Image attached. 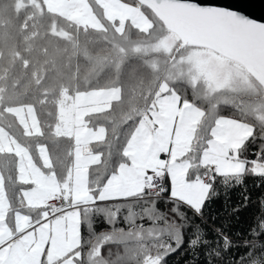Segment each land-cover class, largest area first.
I'll list each match as a JSON object with an SVG mask.
<instances>
[{
    "label": "trees",
    "instance_id": "1",
    "mask_svg": "<svg viewBox=\"0 0 264 264\" xmlns=\"http://www.w3.org/2000/svg\"><path fill=\"white\" fill-rule=\"evenodd\" d=\"M3 4L8 5V8ZM11 4L12 0H0V86L8 92L6 95L2 94L1 103L3 109L10 105H18L20 102L36 104L43 135L22 134L12 115L5 111L2 112L3 120L6 125L11 124L13 135L29 148L35 158H37L36 146L40 143L46 144L50 169L59 183L67 180L72 165L73 150L72 134L60 131L57 127V113L62 94L73 95L77 91L112 86L122 90L120 93L122 99L113 101L110 112L98 111L89 113L85 117L89 125L101 124L106 131L103 140L93 141L90 144L93 150L101 154L100 160L87 168L89 189L96 194L108 176L127 159L124 149L134 125L148 112L155 98L154 93L159 91L155 78L164 75L162 71L164 60L168 59L170 64L171 58L168 57L167 52L153 54L151 48H148V54L145 55L142 45H151L155 38H161L165 29L157 25L155 29L141 35L135 26L126 22L123 32L117 33L113 25L105 20L106 27L98 30L71 22L44 8L40 15H36L31 7L15 11ZM142 5L147 11V6ZM96 8L99 9L98 6ZM10 20L11 26L16 27L18 33V37L12 39V51L19 52L18 57L8 53L4 27ZM52 22L65 26L72 33L73 38L64 39L51 32ZM137 47L140 48L139 52L135 51ZM181 47L178 45L175 50L179 51ZM38 80L43 81L39 86ZM162 82L161 79L160 83ZM199 87L203 88V84L200 83ZM43 89H47L50 95L49 104L42 108L37 100L39 92ZM177 89L182 92L180 85H177ZM222 93L227 92H218L217 97ZM245 100L247 101V97ZM53 101L58 103L53 104ZM220 111L228 117L233 114L231 108L227 107H222ZM4 113L8 117H5ZM239 118L237 114V119ZM248 122H256L251 113L248 114ZM52 142H55V148ZM203 143L201 141L197 145L193 142V151H186L185 156L191 163L189 171L191 175L196 164L199 163L197 157L200 156ZM262 149L264 144L259 140L249 141L240 158L246 159L249 166L251 161H264L260 156ZM0 160L7 164L6 167L0 168V173L9 204L7 219L11 221L15 210L20 208L19 193L23 184L17 178L16 156L11 152L0 151ZM213 190L216 195L206 202L202 218L208 235L214 237L223 227L233 241L241 242L249 239V229L264 218V178L249 172L244 174L243 183L239 185H225L217 178ZM127 197L131 199L96 201L79 207L80 244L79 256L75 258L77 264H113V260L108 259L107 252H102V246L109 244L110 240L102 244L99 252L100 260L97 263H91L86 258V252L95 238L109 231L97 219V212H103L108 223H112L115 213L120 212L121 209H127L132 216L140 215L137 210L144 207L147 197L143 192ZM161 199L162 202L157 207L165 211L176 203L175 200L165 203L162 197ZM152 222L157 223L155 220H141L139 216L136 219L137 225L140 226ZM114 232L120 231L117 229ZM200 234L204 235L203 232ZM119 241L122 242L119 245L122 255L113 258L115 264H139L143 260L146 253L145 247L142 246L147 242ZM252 243L257 242L253 239ZM110 246L113 250L117 247L115 244ZM244 251L243 247L237 249L234 245L233 250L224 257L206 258L204 252L196 256L185 244L184 247L168 255L164 264H232L233 258H237Z\"/></svg>",
    "mask_w": 264,
    "mask_h": 264
},
{
    "label": "snow or ice",
    "instance_id": "2",
    "mask_svg": "<svg viewBox=\"0 0 264 264\" xmlns=\"http://www.w3.org/2000/svg\"><path fill=\"white\" fill-rule=\"evenodd\" d=\"M130 12L136 15L126 14L123 19L131 20L141 35L155 29L157 25L166 29V37H157L148 46L153 54L167 52L170 56L171 50L181 43L195 50L194 55L181 58L179 64L175 59H172L171 64L168 59L164 60V75L155 78L159 91L154 93L151 107L154 109L152 117L172 119L173 130L178 137H185L189 151H193V142L197 145L201 141L204 143L191 180L185 173L184 179L177 182L170 172H164L161 178L164 185L170 187L161 185L155 193V199L147 188L143 189L147 201L140 208L138 216L141 220L159 222L160 228L138 226V216L130 215L127 209L116 212L112 223L107 222L103 212L96 213L97 219L110 232L118 229L121 233L128 232L131 235L132 226L135 225L137 239H143L147 234L152 245L141 264H164L168 255L185 244L190 252L196 256L204 252L206 258L224 257L233 250L234 245L237 249L243 247L245 251L233 258L232 264H264V239H261L264 237V218L252 225L249 229L250 238L241 242L233 241L223 227L214 237H210L202 220L206 202L216 195L213 189L217 178L225 185L242 184L244 174L249 172L264 178V162L251 161L249 166L246 159L240 158L247 142L259 140L264 144V103L251 110L256 122L249 123L245 98L234 88L227 89L230 94L217 97V93L225 89L206 76L209 71L222 73L229 70L239 58L259 60L264 64V22H255L235 11L200 4L196 0H150L147 11L143 5L137 9L134 3ZM148 47L145 48V55L148 54ZM135 51L139 52L140 48L137 47ZM161 79L164 83H160ZM201 80L204 82L203 88L199 87ZM42 83V80L37 81L38 86ZM177 85L182 87V92L177 89ZM121 91L119 87H106L91 95L96 97L94 102L100 106V112H110L113 101L122 99ZM49 95L47 89L39 92L37 103L42 108L49 104ZM56 103L53 101V104ZM222 107L231 108L232 116L221 114ZM3 111L0 103V112ZM6 111L12 114L14 121L19 122L16 126L22 134L28 135L35 130L37 134L43 135L36 104L20 102L19 107H9ZM176 121L180 122V129L176 128ZM159 122L163 124V120ZM11 127L0 116V138L14 139ZM11 143L12 140H9V146ZM52 146L55 148V142H52ZM260 156L264 159V149ZM6 166V162L0 160V168ZM161 197L165 203L172 200L176 203L167 211L159 209L157 205L162 202ZM101 199H104L103 196ZM111 199L127 200L131 197ZM202 232L204 235L200 234ZM253 239L257 243H252ZM109 240V244L102 246V252H107L108 259L115 264L113 258L122 255L119 247L122 242L111 237ZM111 244L117 245L115 250Z\"/></svg>",
    "mask_w": 264,
    "mask_h": 264
},
{
    "label": "rangeland",
    "instance_id": "3",
    "mask_svg": "<svg viewBox=\"0 0 264 264\" xmlns=\"http://www.w3.org/2000/svg\"><path fill=\"white\" fill-rule=\"evenodd\" d=\"M134 3L137 9L141 8L142 4L138 0H12L11 5L15 11L31 7L36 15H40L44 8L71 22L98 30L106 27L104 22L107 20L117 33H122L126 22L133 25L131 20H125L123 16L136 15L130 12ZM6 6L8 8V5ZM10 23L11 20L5 23L6 27H4L8 53L18 57L19 52L12 51V39L18 37V33L16 27L13 28ZM50 31L64 39L73 38L72 33L61 24L56 25L52 22ZM166 35L165 29L161 39ZM178 45L171 50V55H168L171 58L170 64L172 59L179 64L181 58L195 54V50L187 46H182L179 51L175 50ZM142 47L145 49L148 46L142 45ZM206 76L218 82L226 92L228 88H234L239 95L247 97L246 107L252 115L254 113L251 110L264 103V88L238 62L227 71L222 73L209 71ZM200 83L204 87L203 80ZM0 89H2L0 96L8 94L4 87L0 86ZM99 89L104 88L77 91L73 95L62 94L59 101L57 113L59 130L71 133L73 138L72 165L68 182L66 180L59 183L51 171L50 157L45 143L36 146L37 158H35L29 148L16 136L13 135L14 139L9 137L7 140L0 138V151L11 152L16 156L17 178L23 184L19 193L20 208L15 210L13 222L9 224L5 219L8 203L0 175V264H77L75 258L79 256L80 244L79 206H76L70 214L61 212L44 219L46 208L43 203L49 197L63 196L71 203L81 205L99 200L102 196L105 199L140 194L143 192V179L150 173L170 172L177 182L182 181L187 173V178L192 179L193 172L192 175L189 172L190 159L185 156L188 149L185 137L176 135L172 119L152 117L154 109L150 108L148 116L141 117L134 125L124 149L127 159L118 165L116 172L110 174L99 191L93 194L88 186L86 166L97 162L100 154L93 150L90 144L93 141L103 140L106 131L101 124L89 125L85 116L87 111H98L100 106L94 102L96 97L91 93ZM226 94L230 93H222L220 96ZM19 105L7 106L4 111L7 112L9 107L16 108ZM4 116L8 117L5 113ZM149 117L152 119L150 120ZM160 120H163V124L159 122ZM175 123L176 128L180 129V122ZM30 134L37 133L33 130ZM9 140H12L11 146ZM116 190H120L119 193H114ZM139 211L137 210L138 213ZM143 227L160 228L161 224L152 222ZM131 231V235L128 232H103L92 241L86 252V258L91 263H97L100 260V248L110 237L125 241H145L146 253L151 248L152 241L147 238L146 233L143 239H137L136 226Z\"/></svg>",
    "mask_w": 264,
    "mask_h": 264
},
{
    "label": "water",
    "instance_id": "4",
    "mask_svg": "<svg viewBox=\"0 0 264 264\" xmlns=\"http://www.w3.org/2000/svg\"><path fill=\"white\" fill-rule=\"evenodd\" d=\"M138 1L145 6L150 2V0ZM196 2L235 11L255 22H264V0H196ZM183 45L187 44L181 43V46ZM237 62L264 88V64L259 60L254 61L247 58H239Z\"/></svg>",
    "mask_w": 264,
    "mask_h": 264
},
{
    "label": "built area",
    "instance_id": "5",
    "mask_svg": "<svg viewBox=\"0 0 264 264\" xmlns=\"http://www.w3.org/2000/svg\"><path fill=\"white\" fill-rule=\"evenodd\" d=\"M162 173L163 172L150 173L143 179V189L147 188L152 197H155L156 191L160 188L161 185H164V181L161 178ZM164 186L170 187V185ZM43 204L44 208H46V212L43 217L44 219L51 218L61 212L69 213L73 208L76 207L74 203H71L63 196L49 197L44 201Z\"/></svg>",
    "mask_w": 264,
    "mask_h": 264
},
{
    "label": "crops",
    "instance_id": "6",
    "mask_svg": "<svg viewBox=\"0 0 264 264\" xmlns=\"http://www.w3.org/2000/svg\"><path fill=\"white\" fill-rule=\"evenodd\" d=\"M150 108H152V107H150ZM99 111V110H98ZM98 111H94V112H98ZM94 112H89V111H87L86 112V115L87 114H89V113H94ZM146 116H148V112L143 116V117H146ZM86 117V116H85ZM188 150V149H187ZM100 154V153H99ZM100 156H101V154H100ZM99 160H100V157H99ZM98 160V161H99ZM90 161H94V160H90ZM89 161V162H90ZM97 161V162H98ZM93 163H96V162H92V163H89L87 166H86V172H87V168H88V166L90 165V164H93ZM116 172V171H115ZM113 174V173H112ZM0 175H1V173H0ZM1 178H2V176H1ZM68 178V177H67ZM67 182H68V180H67ZM2 186H3V183H2ZM1 188V187H0ZM3 189H4V187H3ZM5 191V190H4ZM118 191H120V190H116V192H114V193H119ZM6 194V193H5ZM112 195H115V194H112ZM7 197V196H6ZM103 200H111V198H105V199H103ZM102 199H99V200H96V201H103ZM96 201H94V202H87V203H85V204H81V205H86V204H92V203H95ZM7 203H8V198H7ZM75 204V203H74ZM44 205V204H43ZM81 205H77V204H75V206H81ZM8 207H9V204L7 205V210H8ZM74 209V208H73ZM73 209L69 212V213H65V214H70L72 211H73ZM5 219H6V221L9 223V224H12V222H13V217H12V219H11V221L10 220H8L7 219V212H6V217H5Z\"/></svg>",
    "mask_w": 264,
    "mask_h": 264
}]
</instances>
